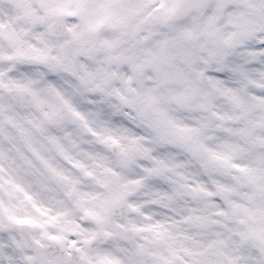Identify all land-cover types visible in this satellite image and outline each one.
Listing matches in <instances>:
<instances>
[{
    "label": "clouds",
    "instance_id": "9594fccd",
    "mask_svg": "<svg viewBox=\"0 0 264 264\" xmlns=\"http://www.w3.org/2000/svg\"><path fill=\"white\" fill-rule=\"evenodd\" d=\"M77 2L0 0V100L32 131L33 143L44 157L41 160L34 155L24 138L0 116V124L12 136L11 140L4 137L2 143L14 158L5 161L4 166L23 188H0V260L7 264L10 255L13 264H40L41 257L48 256L62 257L67 264H128L130 254L135 252L139 264H155L161 256L168 257L170 264H264V188L254 189L247 181L238 183L233 175L241 176L239 169L225 174L208 161L203 148L198 152L190 148L199 143L223 154L241 145L242 148L230 151L231 162L255 168L264 177V160L258 159L264 157V57H253L249 52L264 38V18L251 14L248 0H230L234 9L252 17L246 34L232 37L227 49V59L244 69L233 73L232 78L242 105L219 94H213L210 100L200 95L185 100L180 95L184 91L181 83L175 79L163 84L149 80L147 76H154L149 68L139 83L132 81V86L153 87L155 107L170 118L157 123L152 108L131 107L111 91L119 87L126 95H133L120 81L104 85L109 89L104 94L89 91L77 82L78 91L66 89L67 94L78 96L81 104H88L93 98L97 103L80 109L86 123L76 118L65 121L70 125V137L57 130L69 157L65 159L48 143L45 131L32 127L31 120H40V109L17 86L28 84L41 95L49 96L46 78L53 76L64 88L62 76L68 73L54 67L56 62L50 56L47 61L32 57L37 50L57 51L55 42L67 35L54 23L50 10L58 6L73 8ZM136 2L111 0L116 6ZM144 2L148 4L145 12L131 21L139 25L134 34L130 35L125 25L104 27L100 35L118 41L114 52L130 50L137 55H144L146 49L155 50L157 41L167 40L170 47L166 54L170 59L162 68L169 72L186 69L185 60L175 47V33L156 19L154 5L159 0ZM189 2L177 0L182 6ZM150 12L153 15H148ZM61 19H66V15ZM217 25L221 36L237 31L223 16ZM192 43L185 41L184 45ZM199 56L209 53L193 47L198 65ZM213 66L214 61L204 65ZM183 125L198 129L187 141L179 136L183 131L179 126ZM89 127L101 135H93ZM240 128L245 132L234 131ZM106 135L119 143L102 140ZM168 151L175 153L171 159L165 155ZM153 156L164 157L171 165L153 174L152 179L159 184L132 183L146 175L141 162L147 167H158ZM72 160L80 161L83 167H77ZM177 161L183 164L177 166ZM9 171L3 174L7 176ZM216 182L235 186L227 198L238 207L226 203L223 197L214 200L200 192L201 186L216 192ZM118 191L123 195L115 199ZM246 193H251L252 198H247ZM220 203L224 214L217 211ZM157 221L163 222L166 231L148 227ZM47 233L63 234L64 246L48 239ZM69 236L77 241L71 248L67 246ZM84 236L91 239L84 241ZM77 247L82 251H77ZM173 249L175 254L170 251Z\"/></svg>",
    "mask_w": 264,
    "mask_h": 264
},
{
    "label": "snow or ice",
    "instance_id": "6c2138e0",
    "mask_svg": "<svg viewBox=\"0 0 264 264\" xmlns=\"http://www.w3.org/2000/svg\"><path fill=\"white\" fill-rule=\"evenodd\" d=\"M147 7L148 4L144 0H137L133 4H121L118 6L113 5L111 0H78L73 8L58 6L50 10L55 17L54 23L59 26L62 32L66 31L67 35L63 40L55 42L54 47L57 51L49 53L45 50H37L32 58L47 61L50 56L51 60L56 62L53 65L54 67H59L63 73L69 74L62 76L64 88L58 86V82L53 76L46 78V88L49 96L41 95L37 89L30 87L28 84L18 85L17 87L22 92H27L30 95L31 103L40 109V120H31L32 127L36 130L45 131L48 143L65 159L69 157L60 136L57 134V130H62L64 136L70 137L71 133L68 130L70 125L65 121L69 118H76L86 123V117L80 109L91 108L97 103L95 98H93L88 104H81L78 96L67 94L66 89L78 91L77 82L88 87L89 91L104 94L109 92V89L104 85L113 81H120L133 95H126L119 87H115L111 91H114L121 101L131 107L152 108L153 112L156 113L157 123L169 121L170 118L163 110L155 107L157 97L153 92V87L137 88L132 86V81L135 79L139 83L140 78L145 76V72L149 68L154 73V76L146 77L149 80L155 79L158 84H163L170 79H175L181 83L184 86V91L180 95L185 100H190L195 95H200L210 100L213 94H219L226 96L237 105H242L243 102L238 90L232 86V78L233 73L243 72L244 69L227 59V49L231 45L232 37L246 34L248 24L251 22V15L234 9L230 0H190L189 3L183 6L177 3V0H159L154 5L156 19L166 24L175 33L177 37L175 47L184 58L187 66L186 69L169 72L162 68V65L168 63L170 59L166 54L170 47L167 40L157 41L155 50L146 49L144 50V55H137L130 50L119 53L114 52L113 50L118 47V41L107 35H100L101 29L104 27L115 29L125 25L128 27L129 34H134L138 30L139 25L131 23V21H135L140 17ZM247 8L251 10L252 15L264 18V0H248ZM65 15L66 19H61ZM148 15H153V13L150 12ZM222 16L227 23L236 26V32L229 33L228 36L220 35L217 21ZM141 38L146 39V37ZM185 41L193 43L191 46L186 47L184 45ZM193 47L207 51L212 59L210 60L209 56H199L198 59L201 63L199 65L196 64L193 58ZM100 52H103L104 55L99 56L98 53ZM249 52L253 57H264V38L252 45ZM212 61H214L213 67H204V65H209ZM201 107H204L203 102H201ZM8 108L9 106L0 100V116H3L10 128H15L24 138L25 144L31 152L43 160L44 157L33 143L32 131L24 127L22 122L11 112H8ZM141 114L145 115L143 112ZM227 118L231 119L232 117L229 116ZM41 121L45 122L48 127L44 128ZM255 123L259 124L260 122L257 121ZM179 127L183 129L179 133L182 141L191 139L198 131L193 125ZM88 130L93 135H101V133L91 127ZM234 131L244 133L245 129L240 128ZM4 137L9 140L12 139L8 129L3 124H0V188L5 185H11L12 188L23 191L22 185L12 176L11 171L5 169L4 162H11L14 158L4 148L2 143ZM102 140H111L112 143H119L111 135L103 136ZM168 142L172 143V141ZM190 148L195 152L203 148L208 153V161L214 163L225 174H231L230 169H239L242 175H233V178L238 183L247 181L254 189L264 188V177H261L257 169L249 168L241 163L231 162L230 151L242 148L241 145H236L223 154L199 143L192 144ZM146 151H150V149H146ZM165 155L167 159H171L175 153L168 151ZM151 159L156 162L158 167H147L141 162V167L146 175L138 177L132 183L147 181L149 184H159V181L152 179L153 174L158 173L161 168L167 169L171 165L167 163V159L164 157L153 156ZM258 159L264 160V157H258ZM71 163L77 167H83L80 161L72 160ZM176 163L177 166L183 164L182 161H177ZM52 170L56 171L55 168ZM5 171H9L7 176L3 174ZM87 174L90 175L91 173ZM192 187H196V185H192ZM216 188V192H212L203 186L199 190L205 195L213 197L214 200H217L218 197H223L224 201L233 207L239 206L236 202L227 198V194L235 191L234 185L216 182ZM122 195L123 192L118 191L114 194V198L118 199ZM245 195L249 199L252 198L251 193H246ZM217 211L220 214H224L225 209L222 203L218 204ZM51 218L55 219L54 216ZM148 227L155 229L157 232L166 231L163 228L162 221H157L156 224H150ZM67 231L72 232L74 229H68ZM46 235L48 239L56 241L61 247L64 246L66 238L63 234L47 233ZM82 239L87 241L91 237L84 236ZM73 245H77V241L69 236L67 238V246L71 248ZM77 251H82V249L77 247ZM170 251L175 254L174 249ZM186 251L188 250L186 249ZM0 264H4V261L0 260ZM7 264H13L10 255L7 257ZM40 264H67V262L62 257L42 256ZM128 264H139V256L135 252L130 254ZM155 264H170V261L168 257L161 256Z\"/></svg>",
    "mask_w": 264,
    "mask_h": 264
}]
</instances>
